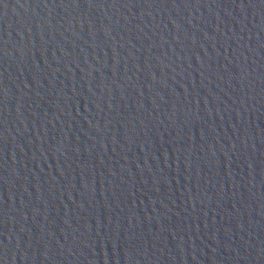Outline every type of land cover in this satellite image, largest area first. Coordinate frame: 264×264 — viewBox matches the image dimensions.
I'll list each match as a JSON object with an SVG mask.
<instances>
[{"label": "water", "instance_id": "obj_1", "mask_svg": "<svg viewBox=\"0 0 264 264\" xmlns=\"http://www.w3.org/2000/svg\"><path fill=\"white\" fill-rule=\"evenodd\" d=\"M0 264H264V0H0Z\"/></svg>", "mask_w": 264, "mask_h": 264}]
</instances>
